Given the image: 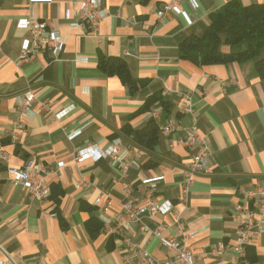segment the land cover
I'll use <instances>...</instances> for the list:
<instances>
[{"label": "crops", "instance_id": "0c3cea01", "mask_svg": "<svg viewBox=\"0 0 264 264\" xmlns=\"http://www.w3.org/2000/svg\"><path fill=\"white\" fill-rule=\"evenodd\" d=\"M86 1H0V264H127L133 248L166 261L175 251L160 237L183 233L196 264L251 263L214 247L234 242L241 189L264 179V76L258 59L197 66L179 51L184 39L203 35L210 14L230 0H101L105 14L96 33L75 25ZM171 3L179 11L165 10ZM32 21L59 33L61 52L41 48L21 61ZM222 38L225 53L245 47ZM101 55L123 58L145 85L131 93L118 76L100 70ZM27 90L34 102L23 114L17 95ZM152 96L158 97L141 110ZM151 119L159 128L153 150L122 132L141 130ZM194 122L209 144L211 172L197 175L184 197V170L197 147L180 139ZM168 124L170 133L163 130ZM117 138L136 161L126 171L111 157L76 163L78 149L89 143L106 148ZM31 156L47 171L48 199L31 197L9 171ZM127 190L138 210L166 199L173 208L140 211L137 222L123 224ZM91 218L101 224L96 236L87 227ZM250 248L252 264H264V232Z\"/></svg>", "mask_w": 264, "mask_h": 264}, {"label": "built area", "instance_id": "2783aa9c", "mask_svg": "<svg viewBox=\"0 0 264 264\" xmlns=\"http://www.w3.org/2000/svg\"><path fill=\"white\" fill-rule=\"evenodd\" d=\"M164 8L165 10L173 9L179 11L177 6L172 3L165 5ZM104 14L105 10L102 7L101 0H87L78 10V21H76L75 25L84 28L89 33H96ZM30 30L32 33L31 43L23 48L21 61H27L33 52L41 48H50L56 54L62 51L64 43L59 33L48 30L45 22L32 21L30 23ZM17 101L21 106L23 114L28 113L33 106V93L31 90H27L17 95ZM187 110L191 111L190 105H188ZM163 130L170 133L173 130V125H165ZM180 143L190 147H197L190 165L184 170L183 196L187 197L195 177L199 174L211 172V153L209 144L199 132L196 122L186 129L185 137L180 139ZM103 157H111L122 171H126L131 165L136 164V161L131 159L129 153L122 149L119 138L113 140L111 145L106 148H100L97 144L93 143L87 144L78 149L75 161L80 164L88 159ZM0 158H5V155L0 153ZM9 171L12 173L15 181L21 184L34 199L41 201L50 197L52 191L47 181V171L39 167L35 156L29 157L22 166L10 167ZM147 183L152 184L153 182L151 179H147ZM241 192L244 197V204L238 205L237 208L239 212V227L236 230L235 240L234 242H219L214 247V251L220 253L225 251L234 252L241 259L246 260L248 247L258 234L264 232V179L253 185L250 189H241ZM126 193L127 198L123 202V213L119 216L123 224L131 225V223L137 222L140 211L146 210L151 214H165L173 208V203L166 199L160 201L152 200L147 206L138 210L135 207L132 192L127 190ZM100 199L99 197L97 201H100ZM249 202L252 203L254 208L249 207ZM105 209H109V206ZM142 229L145 231L150 230L146 225H142ZM160 229L161 227H158L157 234H160ZM188 236L186 233H183L174 239L164 236L160 237L161 241L169 249L175 251L172 259L159 261L148 250L133 248L128 253L126 262L127 264H196L195 256L187 245Z\"/></svg>", "mask_w": 264, "mask_h": 264}, {"label": "trees", "instance_id": "16d2710c", "mask_svg": "<svg viewBox=\"0 0 264 264\" xmlns=\"http://www.w3.org/2000/svg\"><path fill=\"white\" fill-rule=\"evenodd\" d=\"M2 1V0H0ZM228 45H244L239 52L225 53L221 51L223 42L222 34ZM264 4L244 5L240 0H230L221 8L210 14V23L201 36L191 35L184 39L179 46L180 58L188 60L197 66L212 64H227L232 62L244 63L252 59H258L257 68L264 76ZM98 67L109 76H118L122 82L129 86L134 93L139 86H144L145 81H138L129 72L126 61L121 57H109L101 55ZM158 96H152L146 100L141 110L149 109ZM158 124L151 119L141 130H133L126 127L122 132L130 136L139 146L153 150L158 144ZM61 223L63 222L62 217ZM87 227L92 236L101 228V224L91 218ZM254 252L250 246L247 249L246 258L251 263Z\"/></svg>", "mask_w": 264, "mask_h": 264}]
</instances>
